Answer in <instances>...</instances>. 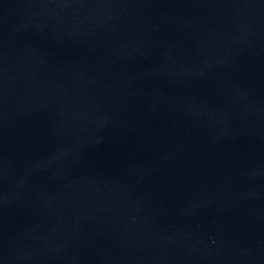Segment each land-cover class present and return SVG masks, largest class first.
I'll use <instances>...</instances> for the list:
<instances>
[{
    "label": "water",
    "instance_id": "water-1",
    "mask_svg": "<svg viewBox=\"0 0 264 264\" xmlns=\"http://www.w3.org/2000/svg\"><path fill=\"white\" fill-rule=\"evenodd\" d=\"M0 264H264V0H0Z\"/></svg>",
    "mask_w": 264,
    "mask_h": 264
}]
</instances>
